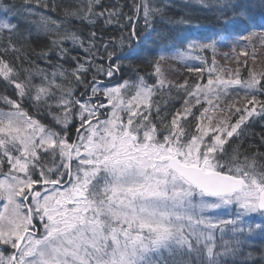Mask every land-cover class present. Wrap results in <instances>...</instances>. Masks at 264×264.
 <instances>
[{"label":"snow or ice","instance_id":"obj_1","mask_svg":"<svg viewBox=\"0 0 264 264\" xmlns=\"http://www.w3.org/2000/svg\"><path fill=\"white\" fill-rule=\"evenodd\" d=\"M257 44L264 0H0V264H264Z\"/></svg>","mask_w":264,"mask_h":264},{"label":"trees","instance_id":"obj_2","mask_svg":"<svg viewBox=\"0 0 264 264\" xmlns=\"http://www.w3.org/2000/svg\"><path fill=\"white\" fill-rule=\"evenodd\" d=\"M59 3H68L69 0H58ZM194 11L196 9H193ZM46 11V10H45ZM60 8H57L56 13H52V12H47L48 15H52L54 19H59L60 18ZM176 15H179V13H175ZM201 19H204L203 15L201 16ZM76 23V22H74ZM85 30H87L86 26ZM104 33H105V39L108 38V33H112L114 35H118V32L116 29L114 28H106L104 29ZM37 51L40 50V47L47 44V40L45 38H40L39 40H34L33 41ZM242 46H238L237 51H240V48ZM257 47V58L255 63H253L252 59L249 57L248 59V65L247 67H251L256 71H264V47H260L258 44L256 45ZM250 54L252 49L251 48H247L246 49ZM224 52H230V48L226 47V46H221L218 50V54L216 56L217 61L219 62V64L221 66L223 65H228L230 68L235 69L236 67H241V73H242V77L247 75V72L245 70V66H241V65H237V63L235 62V60H225L224 57L221 55V53ZM75 54V53H74ZM198 54V53H196ZM194 54V55H196ZM210 55V53H209ZM241 59H244L243 56H241ZM102 62V61H101ZM43 66V65H42ZM171 66V68L177 69L178 71H168V76L171 79L174 80H180L182 81L183 79L187 78L189 79V81L191 82L192 80L196 79L195 74H190L187 71L188 67H201L202 65H200L199 61H190L187 66H185L184 64L181 63H177L175 61L169 60L166 62L165 67ZM145 69L150 71L151 69L147 66L144 65ZM125 78H127V75H125ZM101 79H105L104 77H101ZM107 82V81H105ZM10 94V93H9ZM244 93L236 90L230 93L229 97L225 98L224 100V104H230V103H236L237 106H242L244 104ZM223 106V105H222ZM177 107H179V105H177ZM248 132L250 133L247 136L242 137V148L247 149L249 154H251L252 152L256 151L257 149H259V151L264 152V144L261 143V136H264V121H260L259 119L251 122L249 124V128H248ZM252 146V147H250Z\"/></svg>","mask_w":264,"mask_h":264}]
</instances>
